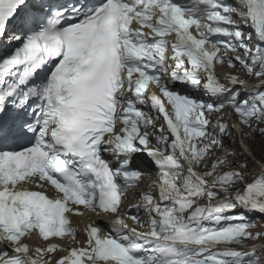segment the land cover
Returning <instances> with one entry per match:
<instances>
[{"label": "snow or ice", "instance_id": "1", "mask_svg": "<svg viewBox=\"0 0 264 264\" xmlns=\"http://www.w3.org/2000/svg\"><path fill=\"white\" fill-rule=\"evenodd\" d=\"M257 139L264 0H0V264H264Z\"/></svg>", "mask_w": 264, "mask_h": 264}, {"label": "rangeland", "instance_id": "2", "mask_svg": "<svg viewBox=\"0 0 264 264\" xmlns=\"http://www.w3.org/2000/svg\"><path fill=\"white\" fill-rule=\"evenodd\" d=\"M257 141L258 142H260V140L259 139H257ZM262 141V140H261ZM257 142V143H258ZM255 147H254V150L255 151H253L254 153H255V155H256V157L257 158H260V155L262 154V153H264V145H261V144H255L254 145ZM234 149L236 150V151H239V148H238V146H234ZM256 150H258V152L256 151ZM251 163V162H250ZM255 168H257V165L256 164H252L251 165V170L253 171V169H255ZM253 173H255V171H253ZM257 227L255 228V229H253L254 231H262V230H264V222L260 225L259 223H257ZM256 243H264V241H257Z\"/></svg>", "mask_w": 264, "mask_h": 264}, {"label": "bare ground", "instance_id": "3", "mask_svg": "<svg viewBox=\"0 0 264 264\" xmlns=\"http://www.w3.org/2000/svg\"><path fill=\"white\" fill-rule=\"evenodd\" d=\"M232 119L234 120L235 117H232ZM257 142H258V141L256 140V141H254V142H249V143H252V144H254V145H255V144H261V145H264V140H262V141L260 140V142H258V143H257ZM254 147H255V146H253V149H252L253 151H255V150H254ZM256 151L258 152V150H256ZM260 157H261V155H260ZM256 159H257V161L260 160V158H257V157H256ZM259 170H260V169H259L258 166H257V168L253 169V171H255V172H258Z\"/></svg>", "mask_w": 264, "mask_h": 264}]
</instances>
